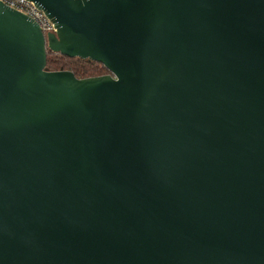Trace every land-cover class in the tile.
Listing matches in <instances>:
<instances>
[{"label":"water","instance_id":"obj_1","mask_svg":"<svg viewBox=\"0 0 264 264\" xmlns=\"http://www.w3.org/2000/svg\"><path fill=\"white\" fill-rule=\"evenodd\" d=\"M31 1L54 33L0 1V264H264V0Z\"/></svg>","mask_w":264,"mask_h":264},{"label":"trees","instance_id":"obj_2","mask_svg":"<svg viewBox=\"0 0 264 264\" xmlns=\"http://www.w3.org/2000/svg\"><path fill=\"white\" fill-rule=\"evenodd\" d=\"M46 67L48 70H68L77 78L107 74L108 70L99 62L80 58H70L58 53H47Z\"/></svg>","mask_w":264,"mask_h":264},{"label":"built area","instance_id":"obj_3","mask_svg":"<svg viewBox=\"0 0 264 264\" xmlns=\"http://www.w3.org/2000/svg\"><path fill=\"white\" fill-rule=\"evenodd\" d=\"M8 7L20 11L36 22L44 35L56 31L54 23L31 0H0Z\"/></svg>","mask_w":264,"mask_h":264}]
</instances>
